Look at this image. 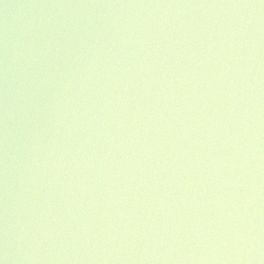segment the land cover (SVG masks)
Returning a JSON list of instances; mask_svg holds the SVG:
<instances>
[{"label": "water", "instance_id": "obj_1", "mask_svg": "<svg viewBox=\"0 0 264 264\" xmlns=\"http://www.w3.org/2000/svg\"><path fill=\"white\" fill-rule=\"evenodd\" d=\"M0 264H264V0H0Z\"/></svg>", "mask_w": 264, "mask_h": 264}]
</instances>
